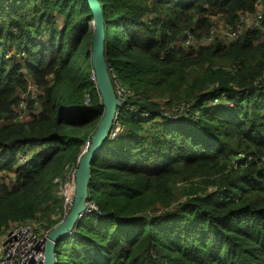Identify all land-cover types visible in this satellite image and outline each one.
<instances>
[{"label": "trees", "instance_id": "trees-1", "mask_svg": "<svg viewBox=\"0 0 264 264\" xmlns=\"http://www.w3.org/2000/svg\"><path fill=\"white\" fill-rule=\"evenodd\" d=\"M98 2L107 69L150 115L118 113V133L89 162L87 200L99 214L83 213L57 241L55 264L61 254L66 264H264V0ZM259 4L261 29L176 45L213 17L232 26ZM90 35L83 0H0V119L13 115L24 76L43 88L36 116L0 126V173H15L11 184L0 179V227L47 220L49 229L63 216L54 179L76 164L102 112ZM9 49L23 55L5 57ZM221 92L231 108L209 104ZM183 101L197 119L162 117ZM25 146L38 151L14 168ZM238 152L251 159L226 170Z\"/></svg>", "mask_w": 264, "mask_h": 264}, {"label": "built area", "instance_id": "built-area-1", "mask_svg": "<svg viewBox=\"0 0 264 264\" xmlns=\"http://www.w3.org/2000/svg\"><path fill=\"white\" fill-rule=\"evenodd\" d=\"M255 8L251 12H245L239 15L238 19L232 26L226 24L218 35L215 34V30L213 28H210L205 37L200 39L198 38L197 41L200 42L199 45L211 44L215 40L223 41L220 39H224L225 42H228L236 39L243 31L261 29L263 8L258 5H256ZM188 37L192 39V36L187 34V37L182 41L176 42V45L186 46L190 44L192 40L188 39ZM10 55L15 58H19L23 55V53L15 52L10 49L6 52L5 57H9ZM108 74L112 82L114 95L119 101H121V104L116 107L113 121L107 136L108 139H113L119 131L117 115L120 111L134 114L142 118L149 116L150 113L144 109L140 110L137 106L130 104V102H128V100L132 98L130 90L118 83L114 71L110 68H108ZM24 78L27 82L29 81L26 76H24ZM89 78L94 83L92 71ZM23 92V97L21 99L18 97L17 102L12 107L13 115L11 118L7 120L0 119V126L7 123H22L39 113L40 98L43 96V88L35 85L34 82H31V84H28ZM209 104L219 105L224 108H231L232 102L230 101V94L227 92H221L213 97ZM81 106L84 109H89L91 107V99L88 93L83 94ZM190 108L191 103L183 101L170 110L161 111V115L169 122L176 120L182 121L188 117L191 120L197 119V110H193V113L188 115ZM86 144L87 143H85V146ZM37 151V148L30 146L18 149L14 157V168L25 164ZM250 159V156H245L243 153L238 152L229 159L226 164V170H236L238 168H242L245 166V162ZM261 160L264 161V158ZM75 166L76 164L66 165L61 179L57 181L58 194L63 199V214L67 212L72 202ZM0 179H2L6 184H11L14 182L15 173L14 171L2 172L0 173ZM208 190H211V188ZM86 205L88 208L84 211V213L94 211L99 214L98 209L91 201L87 200ZM28 222L30 221L16 223L9 222L6 227H0V264H42L44 239L47 230L39 231ZM74 229H72L69 234L74 233Z\"/></svg>", "mask_w": 264, "mask_h": 264}, {"label": "water", "instance_id": "water-1", "mask_svg": "<svg viewBox=\"0 0 264 264\" xmlns=\"http://www.w3.org/2000/svg\"><path fill=\"white\" fill-rule=\"evenodd\" d=\"M91 16V35L89 40L88 60L94 76V85L100 96L102 106L101 115L96 122L86 146L82 149L76 159L74 172V187L72 202L61 219L47 229L44 239L42 264H55V246L74 229L76 223L88 208L87 184L89 180V162L98 152L102 142L107 138L111 123L113 121L116 107L121 104L113 92L112 82L108 74L107 64L104 56V20L102 8L98 0H83Z\"/></svg>", "mask_w": 264, "mask_h": 264}, {"label": "rangeland", "instance_id": "rangeland-1", "mask_svg": "<svg viewBox=\"0 0 264 264\" xmlns=\"http://www.w3.org/2000/svg\"><path fill=\"white\" fill-rule=\"evenodd\" d=\"M258 6H259V7H262L261 4H259ZM255 7H256V6H255ZM262 8H263V7H262ZM255 9H259V8H255ZM56 19H57V25L60 26V24H61V20H60V18H59V17H56ZM225 25H226V24H225L224 22H222L219 18H217V17H213V18L211 19V26H210L207 30H202L201 32H197V36H198L199 39L205 37V36L207 35V32H208V30H209L210 28H213V29L215 30V34L218 35L219 32L224 28ZM198 38H197V39H196V38H192V39H190V38L188 37V39L192 40V41L190 42V44H188V45H192V46H194V47L198 46V45L200 44V42L197 41ZM220 40H223V42H225L224 39H220ZM188 45H186V46H188ZM9 50H10V49H9ZM79 61H80L81 64H85V61L82 59V57L79 58ZM25 82H26V83H25V89H26L27 85H28V84H31V82H33V81L29 80L28 82H27V81H25ZM17 95H18L19 99H21V98L23 97V95H24V92H19ZM83 148H84V145L81 147V149H80L79 152H81ZM228 161H229V160H228ZM69 162H72V161H69ZM69 162H68V163H69ZM66 163H67V162H66ZM66 163H65V164H66ZM227 163H228V162H227ZM63 173H64V170H63ZM62 175H63V174H62ZM61 177H62V176H61ZM61 177H56V178L54 179V182L57 184V181H58L59 179H61ZM63 212H64V210H63ZM55 218H58V214H56ZM46 222H47V220H45V222H41V223H38V222H36V221L33 220V221L28 222V223H29L30 225H33V226H34L36 229H38L39 231H43V230H47V229L44 228V227H46V226H45ZM58 261H59V264H66V255H65V254H61V255L59 256V258H58Z\"/></svg>", "mask_w": 264, "mask_h": 264}]
</instances>
